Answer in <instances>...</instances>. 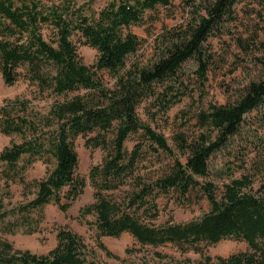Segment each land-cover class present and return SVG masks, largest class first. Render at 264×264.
I'll return each mask as SVG.
<instances>
[{
	"label": "trees",
	"instance_id": "1",
	"mask_svg": "<svg viewBox=\"0 0 264 264\" xmlns=\"http://www.w3.org/2000/svg\"><path fill=\"white\" fill-rule=\"evenodd\" d=\"M243 2L256 4L253 11L264 21V0H193L190 18L156 37L154 59L128 65L142 44L132 27L145 25L147 12L169 6L170 0H112L91 14L81 0H0L3 80L12 86L23 79L34 89V97L19 95L0 106V135L21 138L0 151V264H98L85 238L66 227L58 229V243L47 254L16 248L4 237L37 232L42 216L35 219V212L50 203L66 212L84 192L87 183L78 173L75 145L80 136L87 148L105 152L89 172L94 201L80 216H94L90 223L97 245L109 256L115 255L101 238L129 233L141 245L172 244L182 253H200L198 264H264V158L225 183L221 195L213 181L199 179L209 176L211 158L240 134L247 116L264 106V77L251 81L237 100L212 102L196 112L197 130L177 131L174 147L138 112L146 105L152 117L167 114L187 92L181 71L190 60L197 62L199 77L207 78L214 57L208 41L237 20ZM75 36L98 51L93 65L84 61ZM250 39L237 38L246 52L258 34ZM104 72L113 77L111 84ZM71 93L77 94L67 97ZM55 95L67 98L47 112L33 104ZM133 135L139 139L129 150L126 142ZM162 154L173 164L149 170L155 166L150 160ZM39 159L54 160V168L30 180L27 171ZM14 184L33 198L13 203ZM198 187L209 200L207 213L188 222L157 224L163 196L177 191L188 197ZM228 238L245 241L248 250L216 257L205 251L206 245Z\"/></svg>",
	"mask_w": 264,
	"mask_h": 264
},
{
	"label": "rangeland",
	"instance_id": "2",
	"mask_svg": "<svg viewBox=\"0 0 264 264\" xmlns=\"http://www.w3.org/2000/svg\"><path fill=\"white\" fill-rule=\"evenodd\" d=\"M112 0H81L86 3V12L91 14L94 10L99 12ZM169 6H159L154 12L148 11V22L143 26H133L132 30L142 39L140 49L136 54L127 59L128 65L133 63L148 64L155 57V39L167 27H173L184 23L190 18L193 0H170ZM259 8L256 4L243 2L237 6V20L228 24L227 30L219 35L211 37L208 41L214 57L207 72V78L202 79L197 74V62L190 60L184 64L181 74L185 81L186 94L167 113H160L156 118L148 115L145 106L139 108L141 118L151 124L155 129L164 133L171 146H175L173 136L177 131H196L195 120L192 118L196 112L206 108L210 103L226 104L240 98L246 86L251 81L264 77V21L253 9ZM258 34V41L251 51H244L238 44L237 38L251 40L252 35ZM79 37L75 36L79 52L88 65H93L98 56V51L81 44ZM104 79L111 84L114 79L108 73H103ZM33 88L23 79L16 84L7 85L0 72V106L5 99L15 98L19 95L34 97ZM77 93H71L72 97ZM65 96H49L44 99H34L33 104L42 112H47L55 101L64 100ZM155 112L156 109H153ZM191 117V118H190ZM139 136L133 135L126 142L129 150H132ZM12 142H21L17 135H0V151ZM79 153L80 164L78 173L86 179L84 192L78 197L72 206L62 211L55 203H50L41 212H35L33 216L38 219L42 216L38 231L25 233L20 231L15 234H5L4 237L11 241L16 248L30 250L36 254H47L56 247L58 229L69 228L81 234L91 248L94 249L98 264H198L202 260L200 253L188 251L182 253L172 244L152 246L141 245L129 233L120 237H102L103 243L115 256H109L97 245L96 231L90 222L94 216L82 219L80 210L94 201V189L90 184L89 172L92 166L100 164L105 152L98 149H90L85 146V139L78 137L75 141ZM264 158V106L253 111L246 118V122L239 135L233 138L222 150L214 154L210 160V174L208 177L199 178L200 181H213L218 186L221 195L224 184L233 178H239L252 166L254 160ZM173 158L167 154L153 158L150 162L155 165L149 170H166L173 164ZM149 162L147 166L152 165ZM55 162H47L44 159L37 160L27 171L28 179H42L53 168ZM13 203L25 202L21 184L12 185ZM8 200H6L7 202ZM161 215L157 224L168 221L188 222L199 219L210 210V203L204 192L198 187L188 197H183L177 191L163 196L160 200ZM40 219V218H39ZM249 246L245 241L236 239H224L216 244L206 245L205 251L216 256H229L233 253L246 251ZM119 257V258H117Z\"/></svg>",
	"mask_w": 264,
	"mask_h": 264
}]
</instances>
